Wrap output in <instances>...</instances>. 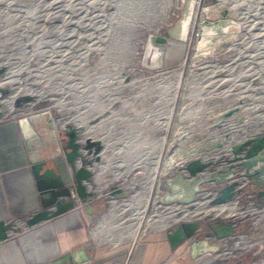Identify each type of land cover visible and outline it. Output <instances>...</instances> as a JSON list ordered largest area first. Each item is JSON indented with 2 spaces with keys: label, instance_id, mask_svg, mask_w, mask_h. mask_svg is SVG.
Instances as JSON below:
<instances>
[{
  "label": "rangeland",
  "instance_id": "rangeland-1",
  "mask_svg": "<svg viewBox=\"0 0 264 264\" xmlns=\"http://www.w3.org/2000/svg\"><path fill=\"white\" fill-rule=\"evenodd\" d=\"M174 1L0 0V100L5 103L0 122H15L20 112L49 109L56 124L78 122L82 131L93 130L109 142L113 149L105 154L104 169L124 177L129 197L116 205L106 200L98 218L88 224L87 241L91 233L101 254L114 252L118 248L114 241L120 240L122 248L138 227L142 237L158 227L177 225L172 221L182 217L197 219L203 231L219 220L233 224L237 232L211 243L227 246L231 259L264 264V203L244 208L237 203L241 214L233 217H212V211L187 215L199 202L206 208L214 204L206 201L204 193L185 209L182 205L159 207L153 202L158 183L152 174L160 135L158 174L164 172L162 154L173 132L179 130L175 128L187 125V120L176 116L179 96L195 93L207 83L213 88L223 81L213 90L223 92L239 81L247 85L250 96H262L255 103L261 109L255 112L254 122L259 131L264 129V0H226L242 12V35L229 50L203 61L202 67H191L195 42L193 46L190 42L186 58L177 64L160 70L144 67L152 55L147 52L148 28L182 26L187 4L179 1L175 6ZM22 94L33 96L30 104L14 108V99ZM108 101L113 105H107ZM133 250L131 246L129 256ZM187 252L183 247L176 257L179 263L191 261Z\"/></svg>",
  "mask_w": 264,
  "mask_h": 264
},
{
  "label": "water",
  "instance_id": "water-1",
  "mask_svg": "<svg viewBox=\"0 0 264 264\" xmlns=\"http://www.w3.org/2000/svg\"><path fill=\"white\" fill-rule=\"evenodd\" d=\"M199 13L198 36L194 44L196 59L191 67H202L203 61L229 50L233 40L241 37L244 27L242 12H238L236 6L226 0H210L200 8ZM161 33L162 36L155 38V42L164 44L169 35L164 29ZM222 85L223 81H220L212 88L207 83L195 93L179 96L176 116L179 121L187 120V125L184 126L185 130L173 132L162 154L166 175L163 178V193L156 199L159 207L170 209L173 205H178L175 208L182 205V209H185L214 187H217L216 194L207 198V202L223 204L235 201L236 196L243 191L241 178L252 183L251 190L264 203V129L239 138L248 117L259 108L255 103L262 96H250L245 92L247 85L239 81L223 92L213 91ZM32 97L22 94L14 99L12 106L22 108ZM4 105L3 100H0V118ZM227 122L231 124L227 126ZM15 123L22 141L27 170L40 203V209L26 217L24 225L32 228L70 211L79 212L86 223L91 217L97 219L91 207L93 192L88 188L94 172L87 159L93 156V161L99 162L103 146L84 138L80 127L71 124L58 126L50 110L47 113L24 114ZM196 123L208 124L207 130L212 131L210 136L195 133ZM216 151L220 154L205 158L204 155ZM58 158H63L67 165L68 181L57 170ZM222 162L226 164L221 166ZM105 197L110 204L123 201L129 197L127 186H120L119 181H114L107 188ZM174 223L179 231L178 241L183 247L186 246L190 260L206 253L218 252L223 245L211 241L229 237L226 228L232 230L234 227L220 220L217 221V227L207 225L208 231L201 229L197 219H183ZM18 231L19 228L14 224L0 220V242ZM98 246L90 237L89 241L74 246L45 264H88Z\"/></svg>",
  "mask_w": 264,
  "mask_h": 264
},
{
  "label": "crops",
  "instance_id": "crops-1",
  "mask_svg": "<svg viewBox=\"0 0 264 264\" xmlns=\"http://www.w3.org/2000/svg\"><path fill=\"white\" fill-rule=\"evenodd\" d=\"M182 1L186 4H191L189 20L185 23V28L183 29L181 26V28L172 27L167 30L164 29L169 36L164 44H159L155 42V38L162 36L161 29L149 27V32L146 37L147 52L152 55L149 59L150 64L148 66L143 65L144 67L152 70H160L168 65L177 64L179 60L186 58L188 51H190L189 37L192 33L193 23L196 19L195 14L197 12L193 5L194 0ZM173 42H179L180 44L175 43L173 45ZM172 45L173 47L177 46V48H173ZM161 54H163L162 57ZM121 84L123 85L125 82ZM107 105H113V101H108ZM259 109L261 108L259 107L258 111ZM135 113L141 112L135 111ZM97 117L96 115L95 118ZM257 117V113L248 117L246 124L242 128L243 132L240 134V139L255 134L260 130L254 122V119ZM161 120L162 116L159 119L160 134H162ZM62 123H58L57 125L62 126ZM183 124L177 126L175 129L185 130ZM230 124L231 122H227V126ZM72 125L82 128V125L78 122ZM207 126L208 124L194 125L195 133H203L206 136H210L212 131H208ZM97 127L98 125H96ZM83 137L97 141L103 146V151L100 154L101 160L99 162H94L93 156L87 159V161L91 162L90 168L94 172V177L88 185V188L93 192L94 198L91 207H93L96 214H100L106 200H108L105 197L107 188L114 181H119L120 186H124V177L119 174H108L105 171V154L113 148L109 146L107 140L103 139V136L95 134L91 130L90 132L83 131ZM120 141L122 142V140L117 139L116 142ZM123 142L127 143V141ZM146 150L147 145H144L141 148V151L144 152V158ZM161 151L162 138L160 135L153 159L154 166L152 174L155 183L158 182L159 178L158 166L161 162ZM56 167L65 181H68L69 170L63 158L56 160ZM39 209V197L29 171L27 170L23 145L16 123L12 120L0 122V220L12 223L19 228L17 233L12 232L6 241L0 242V264H45L60 254L68 252L74 246L88 240L86 235L89 227L88 224L94 218H91L86 223L77 211L67 212L58 218L41 222L32 228H27L24 225L25 218ZM91 235L90 233V237ZM141 235L138 227L135 234L129 237L130 241L122 248H119L118 245L120 240L112 242L118 248L111 254H101L97 248L93 259L88 264H182L176 258L183 248L178 241L179 231L177 225L167 226L142 237ZM93 241L97 243L94 239ZM131 246L134 247V250L129 256ZM227 249L228 247L225 246L218 254L206 253L185 264H245L241 258H236V256H231L232 259L229 258L231 250L229 252ZM105 259L110 260L104 262Z\"/></svg>",
  "mask_w": 264,
  "mask_h": 264
},
{
  "label": "built area",
  "instance_id": "built-area-1",
  "mask_svg": "<svg viewBox=\"0 0 264 264\" xmlns=\"http://www.w3.org/2000/svg\"><path fill=\"white\" fill-rule=\"evenodd\" d=\"M205 2H206V0H198V2H196L197 5L199 4L198 5L199 8L197 10L198 11V13L196 15L197 17L194 20L192 33L190 36V42H192L191 43L192 46L195 42L196 37L198 36L197 22H198V19L201 17L199 10L205 4ZM18 114L19 115H16V116H22V115L27 114V113L24 111V112H20ZM14 116H15V114H14ZM0 120H1V118H0ZM257 132H261V131H257ZM164 152H165V149L163 150V154H164ZM210 154H212L211 156H216V154H220V152L216 151V153H210ZM209 155H204V156H205V158H208ZM226 155L229 156V153L227 152ZM225 164H226V162H222L221 166H224ZM165 175H166L165 171L163 173L158 174V177H159L158 182H157L158 186H157V189L155 190V192L153 194V199H154L153 202H156V199L158 198V196H160L163 193V177ZM240 186L243 188V191L236 196V198H235L236 204L239 203L240 208H244L246 206H251L252 200L255 197V192L251 190L252 183L245 178H241L240 179ZM216 190H217V187L209 189L208 191L205 192V196L207 198L213 197L216 194Z\"/></svg>",
  "mask_w": 264,
  "mask_h": 264
},
{
  "label": "bare ground",
  "instance_id": "bare-ground-1",
  "mask_svg": "<svg viewBox=\"0 0 264 264\" xmlns=\"http://www.w3.org/2000/svg\"><path fill=\"white\" fill-rule=\"evenodd\" d=\"M179 1H182V0H175L174 1L175 6L178 5ZM196 2H198V0H194L193 5L195 6L196 12L198 13L197 10L199 8L198 7L199 4L197 5ZM190 6H191V4L189 5V3H188L187 4V9H186V11L184 13V20H183V23H182L183 29L185 28V23L187 22V20H189V12H190V9H191ZM197 13L195 15H197ZM122 74H123V71H122ZM127 78H128L127 75H124L122 80L126 81ZM48 110L49 109H47L46 111H43V112L47 113ZM26 113L30 114L31 112H26ZM63 124H68V122L62 123L61 125H63ZM163 171H165L164 165H163ZM199 203L200 204H198L197 208L194 211H190V212L188 211L187 215H193V214H197L199 212H201L202 214L204 213V215H206L210 211L213 212V216L212 217H217V215H219L221 217H233V216H237V215L241 214L238 211L239 207L236 205L235 202H226V203H223V204H214V206L209 207V208H206L204 206V204H202L201 202H199ZM183 215H185V214H183ZM183 219L184 220H189V219L180 217L179 219H175L172 222H175V221H178V220H183ZM162 228H165V226L161 227V229Z\"/></svg>",
  "mask_w": 264,
  "mask_h": 264
},
{
  "label": "flooded vegetation",
  "instance_id": "flooded-vegetation-1",
  "mask_svg": "<svg viewBox=\"0 0 264 264\" xmlns=\"http://www.w3.org/2000/svg\"><path fill=\"white\" fill-rule=\"evenodd\" d=\"M260 204H262V202L260 201V199L259 198H257V196H256V193H255V197L253 198V200H252V205H260ZM214 227H217V225L216 226H214ZM226 231L227 232H229L230 234H231V229H229V228H226ZM221 231L219 230V233H220Z\"/></svg>",
  "mask_w": 264,
  "mask_h": 264
},
{
  "label": "trees",
  "instance_id": "trees-1",
  "mask_svg": "<svg viewBox=\"0 0 264 264\" xmlns=\"http://www.w3.org/2000/svg\"><path fill=\"white\" fill-rule=\"evenodd\" d=\"M231 231H232L231 233H233V234H234V233H235V231L237 232V228H235V227H234V228H233Z\"/></svg>",
  "mask_w": 264,
  "mask_h": 264
}]
</instances>
